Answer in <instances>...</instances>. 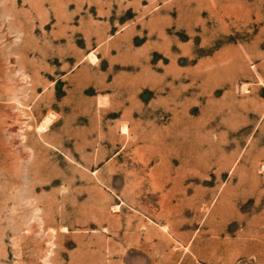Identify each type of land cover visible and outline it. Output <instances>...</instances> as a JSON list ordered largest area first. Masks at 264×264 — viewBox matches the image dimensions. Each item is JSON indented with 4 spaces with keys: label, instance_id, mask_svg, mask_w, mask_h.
<instances>
[{
    "label": "rangeland",
    "instance_id": "obj_1",
    "mask_svg": "<svg viewBox=\"0 0 264 264\" xmlns=\"http://www.w3.org/2000/svg\"><path fill=\"white\" fill-rule=\"evenodd\" d=\"M0 264H264V0H0Z\"/></svg>",
    "mask_w": 264,
    "mask_h": 264
}]
</instances>
